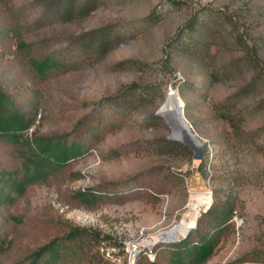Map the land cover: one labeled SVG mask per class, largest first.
Listing matches in <instances>:
<instances>
[{"label": "rangeland", "instance_id": "obj_1", "mask_svg": "<svg viewBox=\"0 0 264 264\" xmlns=\"http://www.w3.org/2000/svg\"><path fill=\"white\" fill-rule=\"evenodd\" d=\"M52 2L0 0V86L29 138L63 136L83 153L0 201V264H30L48 243L52 264H127V242L177 221L194 175L214 202L196 220L217 240L203 264H264V0H94L68 17ZM102 27L113 39L102 56L80 51L44 75L32 67L52 53L71 59L70 39ZM169 89L207 145L200 160L160 113ZM13 166L0 140V170ZM97 189L112 194L88 195ZM178 240L142 246L133 264H166Z\"/></svg>", "mask_w": 264, "mask_h": 264}, {"label": "trees", "instance_id": "obj_2", "mask_svg": "<svg viewBox=\"0 0 264 264\" xmlns=\"http://www.w3.org/2000/svg\"><path fill=\"white\" fill-rule=\"evenodd\" d=\"M173 2L177 3V0H173ZM93 3L94 0H53L49 5L50 10L60 11L59 13L63 17H68L75 12L82 14L91 10ZM112 44L113 39L105 27L93 29L80 33L70 39L67 49L69 50L68 54L72 55L71 59H65L60 53L58 55L52 53L39 59H33L31 65L36 73L44 75L52 69L64 66L65 61H71L74 57L80 56L74 55L80 51L102 56L111 48ZM77 47L78 51H76ZM218 111L223 114L228 110L225 107L218 106ZM236 123L235 118H232L231 125H235ZM29 128L30 121L20 110L14 99L0 86V140L12 146L19 163V166L0 170V201L2 203H11L16 193H21L27 183L43 179L53 171L67 166L75 157L83 153L81 149L82 145L78 141L71 140L68 142L63 136H59L58 138H29ZM167 142L177 144L173 141ZM204 146V155H206L208 148L207 145L204 144ZM184 148L188 154L192 153L189 148ZM139 188L143 187L140 186ZM91 193L97 194L96 196L111 195L112 190L97 189L91 191L88 195H92ZM81 196L85 197L86 195L81 193ZM213 205L214 202H211L209 208L211 209ZM217 211L214 217L217 219L224 218L223 220H225L227 216L226 209L220 207ZM195 226V231L190 228L185 237H180V239L178 238L179 240L177 239V242L167 245V248L164 250L166 253H163L166 256V264H203L210 257L217 240L214 236L209 237L203 234L201 229L197 231L198 227H200V220L195 223ZM191 233L197 235L198 238L191 239ZM6 243L7 239L4 236L2 237L0 233V254L7 248ZM55 255H57L56 245L52 243L44 244L33 252V259L30 264H52ZM148 264H159L158 255L153 261L148 262Z\"/></svg>", "mask_w": 264, "mask_h": 264}, {"label": "bare ground", "instance_id": "obj_3", "mask_svg": "<svg viewBox=\"0 0 264 264\" xmlns=\"http://www.w3.org/2000/svg\"><path fill=\"white\" fill-rule=\"evenodd\" d=\"M182 102L181 100L169 92L166 103L161 107L160 113L165 117L168 124L173 129V134L186 144L197 147L196 140L188 132L187 127L183 125L181 118ZM211 202L210 190L203 184L202 179L198 175L191 178L189 184L188 200L184 209L180 213L177 221L170 226L158 229L137 243L127 242L128 251L133 254L141 249L142 246L150 247L156 242L175 241L183 236L186 230L194 227L197 217L203 207Z\"/></svg>", "mask_w": 264, "mask_h": 264}, {"label": "water", "instance_id": "obj_4", "mask_svg": "<svg viewBox=\"0 0 264 264\" xmlns=\"http://www.w3.org/2000/svg\"><path fill=\"white\" fill-rule=\"evenodd\" d=\"M169 92H173V90L172 89H169ZM177 97V96H176ZM178 98V97H177ZM178 100H179V98H178ZM158 113V112H157ZM181 118H182V121H183V125H185L186 127H187V130H188V132L191 134V136H193V138L196 140V142H197V144H198V146L197 147H193V146H190V145H188L190 148H192L193 149V154H192V158L193 159H202V157L204 156V153H205V146H204V144L202 143V142H200V140L199 139H197L196 137H195V135H194V133L190 130V128H189V125L187 124V121H186V119H185V117H184V115H183V113L181 112ZM196 223V222H195ZM193 226H195V224L193 225ZM187 232H188V230H186L184 233H183V236H182V238L183 237H185V235L187 234Z\"/></svg>", "mask_w": 264, "mask_h": 264}, {"label": "built area", "instance_id": "obj_5", "mask_svg": "<svg viewBox=\"0 0 264 264\" xmlns=\"http://www.w3.org/2000/svg\"><path fill=\"white\" fill-rule=\"evenodd\" d=\"M127 251H128V249H127ZM138 251H139V250H138ZM138 251H137V252H138ZM137 252H136V253H137ZM136 253L131 254V253L128 251V254H129V255H128V261H127V264H133L134 256H135Z\"/></svg>", "mask_w": 264, "mask_h": 264}]
</instances>
